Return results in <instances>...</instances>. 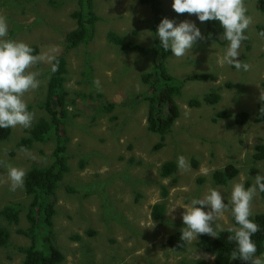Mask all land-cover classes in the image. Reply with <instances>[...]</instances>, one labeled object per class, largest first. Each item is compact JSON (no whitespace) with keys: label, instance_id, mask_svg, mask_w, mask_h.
I'll return each mask as SVG.
<instances>
[{"label":"rangeland","instance_id":"374dc122","mask_svg":"<svg viewBox=\"0 0 264 264\" xmlns=\"http://www.w3.org/2000/svg\"><path fill=\"white\" fill-rule=\"evenodd\" d=\"M161 1L165 18L177 24L194 22L203 36L205 22L194 14L176 13L174 0ZM257 1L244 0L253 23L245 32L248 39L242 43L238 59L251 65L249 71L219 63L228 42L223 46L199 40L180 58L171 52L166 65L176 79L192 75L213 78L184 84L175 99L180 116L162 141L148 130L145 95L151 91L142 82V75L153 69L154 55L123 51L107 38L114 32L152 48L154 19L148 6L139 0H94L100 17L95 39L66 51V34L76 28L71 15L79 0H0V15L7 18L9 26L7 38L39 49L40 59L29 71L38 73L40 86L23 97L28 111L35 114L31 126L48 117L38 104L46 99L53 58L64 55L67 60L70 171L57 190L54 217L55 244L65 255L63 264L213 263L211 255L206 258V252L198 247L201 235L190 244L186 242L182 250L169 247L168 239L185 227L182 206L193 198H203L209 188H216L227 202L233 182L245 185L251 168L264 175V160L254 158L256 148L264 145V122L256 121L262 104L260 90L264 89V39L258 32V26L264 25V13L256 8ZM97 79L99 90L93 83ZM213 91L222 97L217 105H189L190 100ZM109 104L114 106L111 112L106 108ZM224 110L247 112L250 119L244 126L233 119L214 122L216 113ZM31 126L12 128L10 138L0 142V226L8 227L12 234L10 245L0 248V264H22L24 255L19 248L30 244L17 233L29 226L26 211L30 198L24 187L10 191L7 165L27 173L33 166L45 169L52 163L55 139L35 144L26 152L15 150ZM181 155L186 158L185 169L178 167ZM169 161L177 163V171L163 178L161 167ZM228 165L237 167L239 175L226 186L216 185L213 173ZM157 203L166 206L162 221L152 218ZM11 204L20 212L18 226L8 225L1 216ZM251 213H264V194L258 192L254 197ZM216 223L222 229L233 227L231 212H225Z\"/></svg>","mask_w":264,"mask_h":264},{"label":"trees","instance_id":"16d2710c","mask_svg":"<svg viewBox=\"0 0 264 264\" xmlns=\"http://www.w3.org/2000/svg\"><path fill=\"white\" fill-rule=\"evenodd\" d=\"M142 5L151 9L153 14L152 31L154 35L153 47L148 49L141 44L128 40L114 32H109L107 38L109 42L126 52H136L140 54L152 53L153 69L142 75V82L149 86L150 93L145 95V100L149 103V113L147 118L148 130L160 137L162 141L166 139L172 130L175 122L180 116L179 108L175 102L176 97L182 94V88L189 81H208L211 75H192L186 79L179 80L173 77L167 68L166 61L171 54V50L165 51L157 36L158 25L165 18L161 0H139ZM256 8L264 13V0H258ZM72 18L76 21V28L66 34V51L78 48L81 45L92 42L96 37L97 24L100 17L95 11L94 0H79L78 9L72 13ZM259 34L264 32V25L258 26ZM203 36L207 40H213L221 45H226L223 38V29L218 21H206ZM33 54L38 56V47H32ZM53 67L56 71L53 72ZM68 68L64 55L53 58L48 74L46 99L38 104V108L44 110L48 117L37 120L27 131V135L22 137L15 146L16 151L20 149L31 150L35 144H46L55 139V148L52 152V163L45 169L33 166L24 178V191L30 198V203L26 211L27 229H18L17 233L29 239L28 246L20 247L19 251L24 255L22 264H63L65 255L55 244L54 217L56 215V194L61 186L66 174L70 171L68 164V144L70 139L66 132L67 96L65 84L67 81ZM222 97L218 91L210 92L202 99H192L189 101L191 107L202 105L215 106ZM113 105L106 108L110 112ZM264 107V102L259 109ZM233 119L239 126L248 123L250 115L247 112L232 114L229 110L219 111L214 117V122L219 120ZM256 121L264 122V112L256 115ZM12 134V127L0 128V142L6 141ZM163 145L159 144V149ZM11 152V154H14ZM254 158L258 161L264 160V145L256 148ZM177 171V163L166 162L161 167V176L168 178ZM240 171L234 165H228L223 169L216 170L212 179L216 185L226 186L233 181ZM257 168H251L249 178L245 182V187H250L256 175H260ZM260 193V192H259ZM264 194V193H260ZM166 192L163 193V196ZM166 213V206L157 203L152 208V218L155 221H162ZM2 218L8 225L18 226L20 224V212L14 205H8L1 211ZM250 219L259 225V231L252 237L257 246L256 255L264 259V213L251 215ZM231 222L235 225L234 217L231 215ZM232 235L228 229L219 231L218 238L202 234L198 241V247L204 252L215 256L213 263L205 260H197L192 263L182 264H246L240 259H231V252L236 248L235 242L228 240ZM11 231L6 226H0V248H6L11 242ZM181 232L173 233L168 239V245L174 250H182L186 242H182Z\"/></svg>","mask_w":264,"mask_h":264},{"label":"clouds","instance_id":"9594fccd","mask_svg":"<svg viewBox=\"0 0 264 264\" xmlns=\"http://www.w3.org/2000/svg\"><path fill=\"white\" fill-rule=\"evenodd\" d=\"M172 8L178 14H194L200 22L218 21L223 29V38L228 42L219 63H226L237 70H250V64L238 59L241 45L248 39L245 32L253 23L252 17L247 15L244 0H174ZM8 30L7 18L0 15V128L18 125L27 128L31 126L35 114L28 111L23 97L40 86L38 73L29 71L40 57L33 54L32 47L27 43L7 38ZM259 35L264 39V32ZM157 36L162 48L171 50L176 58L192 50L197 41L206 39L194 22L185 20L177 24L168 18L162 19L158 25ZM56 70L53 67L52 71ZM93 83L98 90L101 88L99 79ZM259 100L264 102V89L260 90ZM260 111L264 112V107ZM20 151L26 152L27 149ZM177 162L179 168H186L183 155L178 156ZM25 175L23 168L7 165L10 191L23 187ZM258 192L264 193V175H256L247 188L244 183L233 182L227 202L216 188H209L203 198H193L190 204L182 206L185 209L182 213L185 227L180 229L181 241L190 244L202 234L218 238L219 231L223 229L216 221L230 211L236 225L228 229L232 233L228 240L236 245L231 259H240L246 264H264V259L256 255L257 246L252 239L259 231V225L250 219L251 204ZM205 208L208 210L205 211ZM204 255L209 258V254ZM210 258L215 259V256Z\"/></svg>","mask_w":264,"mask_h":264}]
</instances>
